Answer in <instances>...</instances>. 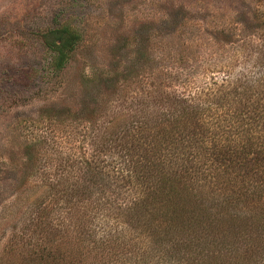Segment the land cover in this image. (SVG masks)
<instances>
[{
	"label": "rangeland",
	"instance_id": "rangeland-1",
	"mask_svg": "<svg viewBox=\"0 0 264 264\" xmlns=\"http://www.w3.org/2000/svg\"><path fill=\"white\" fill-rule=\"evenodd\" d=\"M61 26L80 42L67 68L46 81L50 55L40 35ZM261 54L264 0H0V264L23 263L18 244L6 259L7 233L28 238L20 217L39 203L34 213L64 207L65 189L90 196L102 208L90 217H110L101 227L113 234L125 206L119 143H137L135 117L172 110L168 96L205 100L207 89L234 86ZM57 182L58 194L47 197ZM145 225L146 234L142 224L132 231L156 240L147 236L156 224ZM151 264L163 263L155 255Z\"/></svg>",
	"mask_w": 264,
	"mask_h": 264
},
{
	"label": "trees",
	"instance_id": "trees-1",
	"mask_svg": "<svg viewBox=\"0 0 264 264\" xmlns=\"http://www.w3.org/2000/svg\"><path fill=\"white\" fill-rule=\"evenodd\" d=\"M40 42L50 55L42 77L47 81L67 68L80 35L61 26L41 33ZM253 64L243 68L242 82L216 93L207 89L205 100L198 93L168 96L172 110L135 117L137 143H119L125 148L118 173L125 206L114 217L113 234L101 227L110 217H90L102 209L90 196L65 189L64 207L34 213L39 203L20 217L30 234L19 238L15 228L7 233L6 259L17 254L18 244L25 255L20 264L25 258L26 264H151L155 255L163 264H264L263 54ZM60 186L47 184V197ZM67 204L74 211H66ZM146 221L156 224L147 235L156 237L146 239L149 248L132 231L142 224L146 234ZM93 222L96 229L88 230ZM98 230L105 234L96 241Z\"/></svg>",
	"mask_w": 264,
	"mask_h": 264
}]
</instances>
